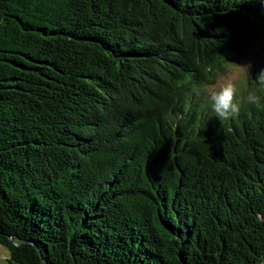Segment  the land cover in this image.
<instances>
[{"label":"trees","instance_id":"obj_1","mask_svg":"<svg viewBox=\"0 0 264 264\" xmlns=\"http://www.w3.org/2000/svg\"><path fill=\"white\" fill-rule=\"evenodd\" d=\"M263 35L264 0H0L8 263H264V107L205 91Z\"/></svg>","mask_w":264,"mask_h":264},{"label":"clouds","instance_id":"obj_2","mask_svg":"<svg viewBox=\"0 0 264 264\" xmlns=\"http://www.w3.org/2000/svg\"><path fill=\"white\" fill-rule=\"evenodd\" d=\"M231 64L234 67L233 71L221 74L214 84L205 89L213 112L222 120L236 118L243 104L255 106L257 109L264 107V97L255 91H249L246 96L241 94L239 84L250 76L252 65ZM255 80L264 86V69L257 73Z\"/></svg>","mask_w":264,"mask_h":264},{"label":"rangeland","instance_id":"obj_3","mask_svg":"<svg viewBox=\"0 0 264 264\" xmlns=\"http://www.w3.org/2000/svg\"><path fill=\"white\" fill-rule=\"evenodd\" d=\"M249 63L252 65L250 76H256L261 69H264V35L258 41L254 42L247 50L245 57L237 62L238 65H246ZM233 70L234 67L232 66L226 73ZM243 81H245V79L241 82ZM8 259L9 250L0 244V264H9Z\"/></svg>","mask_w":264,"mask_h":264},{"label":"water","instance_id":"obj_4","mask_svg":"<svg viewBox=\"0 0 264 264\" xmlns=\"http://www.w3.org/2000/svg\"><path fill=\"white\" fill-rule=\"evenodd\" d=\"M10 239H11V241L13 242L14 245H20V244H22V243L27 242L26 240H14V239L11 238V237H10ZM39 254H40L41 258H42L43 263H44V264H48V262H47V261L45 260V258L43 257L42 253L39 252Z\"/></svg>","mask_w":264,"mask_h":264}]
</instances>
